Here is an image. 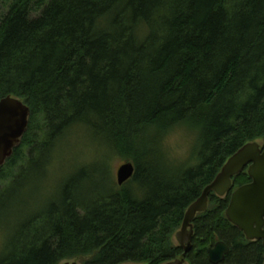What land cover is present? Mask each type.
I'll return each mask as SVG.
<instances>
[{
  "label": "trees",
  "instance_id": "1",
  "mask_svg": "<svg viewBox=\"0 0 264 264\" xmlns=\"http://www.w3.org/2000/svg\"><path fill=\"white\" fill-rule=\"evenodd\" d=\"M8 96L30 116L0 168V199L41 174L74 128L134 175L117 188L107 172L95 187L86 176L95 165L75 171L0 264L181 260L172 239L188 207L240 148L264 143V0H0V100ZM179 129L192 138L183 162L166 147ZM231 183L249 184L246 170ZM229 200L209 195L187 264H211L218 242L229 248L219 264H264L262 243L226 220Z\"/></svg>",
  "mask_w": 264,
  "mask_h": 264
},
{
  "label": "water",
  "instance_id": "2",
  "mask_svg": "<svg viewBox=\"0 0 264 264\" xmlns=\"http://www.w3.org/2000/svg\"><path fill=\"white\" fill-rule=\"evenodd\" d=\"M29 116V108L21 100L9 96L0 100V168L20 145L28 127ZM244 170L250 178V183L232 190V179ZM133 175L132 163H124L116 173L117 185L123 186ZM211 193L219 198L230 193L225 211L226 220L242 232L246 240L260 241L264 247V145L254 142L240 148L225 162L213 182L203 190L200 198L188 207L180 230L175 234L178 245L184 251L183 257L192 249V222L198 214L207 210ZM228 251L225 243L218 242L208 249V261L211 264H219ZM168 264H184V259Z\"/></svg>",
  "mask_w": 264,
  "mask_h": 264
},
{
  "label": "rangeland",
  "instance_id": "3",
  "mask_svg": "<svg viewBox=\"0 0 264 264\" xmlns=\"http://www.w3.org/2000/svg\"><path fill=\"white\" fill-rule=\"evenodd\" d=\"M191 143V136L184 130L172 133L166 142L171 159L185 161L189 157ZM258 143L261 146L264 144L263 141ZM103 148L104 145L94 140L85 128L71 129L55 144L48 165L41 170V174H30L26 183L0 199V256L6 252L10 239L21 225L42 212L47 203L57 196L59 187L80 168L95 165L94 171L86 175L91 186L104 187L105 175L109 172L111 181L118 188L116 173L124 161ZM6 185V180L2 179L0 191ZM172 242L177 246L175 236Z\"/></svg>",
  "mask_w": 264,
  "mask_h": 264
},
{
  "label": "flooded vegetation",
  "instance_id": "4",
  "mask_svg": "<svg viewBox=\"0 0 264 264\" xmlns=\"http://www.w3.org/2000/svg\"><path fill=\"white\" fill-rule=\"evenodd\" d=\"M174 236H175V235H174ZM192 239H193V237H192ZM175 240H176V238H175ZM191 243H192V242H191ZM177 246H179L178 243H177ZM179 247H180V246H179ZM180 248H181V247H180ZM181 249H182V248H181ZM182 251H183V249H182ZM183 254H184V251H183ZM183 254H182V259H184V264H185V263H186V262H185V257H186V256L183 257ZM182 259H181V260H182Z\"/></svg>",
  "mask_w": 264,
  "mask_h": 264
},
{
  "label": "bare ground",
  "instance_id": "5",
  "mask_svg": "<svg viewBox=\"0 0 264 264\" xmlns=\"http://www.w3.org/2000/svg\"><path fill=\"white\" fill-rule=\"evenodd\" d=\"M44 142V141H43ZM89 174V173H88Z\"/></svg>",
  "mask_w": 264,
  "mask_h": 264
}]
</instances>
